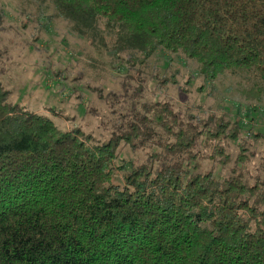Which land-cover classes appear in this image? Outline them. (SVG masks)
<instances>
[{
  "label": "trees",
  "instance_id": "16d2710c",
  "mask_svg": "<svg viewBox=\"0 0 264 264\" xmlns=\"http://www.w3.org/2000/svg\"><path fill=\"white\" fill-rule=\"evenodd\" d=\"M50 1L74 34L128 54L149 82L175 85L191 62L182 86L200 79L204 94L181 110L134 90L99 142L10 103L0 85V264H264V180L240 143L264 142L262 124L240 120L263 113L213 94L228 75L264 95V0Z\"/></svg>",
  "mask_w": 264,
  "mask_h": 264
},
{
  "label": "rangeland",
  "instance_id": "374dc122",
  "mask_svg": "<svg viewBox=\"0 0 264 264\" xmlns=\"http://www.w3.org/2000/svg\"><path fill=\"white\" fill-rule=\"evenodd\" d=\"M101 32L109 47L114 36L103 26ZM164 60L159 58L160 68ZM134 62L126 53H114L110 58L106 47H97L74 34L50 0H0V85L8 91L10 103L47 117L63 132L79 128L99 142L107 140L118 114L130 111L125 109L132 108V101L138 102L133 91L139 88L146 94L139 96H143L141 102L170 99L181 110L198 107L204 94L197 91L200 79L182 86L193 75L191 62L178 63L175 85L149 82L143 72L137 74ZM215 84L213 94L225 107H239L243 116L256 109L264 117V95L259 99L250 96L243 78L225 75ZM240 120L250 123L251 132L264 126L260 119ZM240 143L249 159V174L257 173L264 180V142L247 134ZM230 151L233 158L238 154L235 147ZM121 153L126 161L143 160L142 153L127 148ZM229 167L223 174H228Z\"/></svg>",
  "mask_w": 264,
  "mask_h": 264
}]
</instances>
